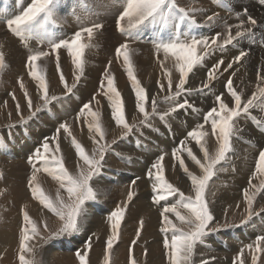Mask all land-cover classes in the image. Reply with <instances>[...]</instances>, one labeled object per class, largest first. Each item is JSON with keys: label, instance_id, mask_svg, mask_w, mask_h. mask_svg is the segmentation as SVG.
<instances>
[{"label": "bare ground", "instance_id": "6f19581e", "mask_svg": "<svg viewBox=\"0 0 264 264\" xmlns=\"http://www.w3.org/2000/svg\"><path fill=\"white\" fill-rule=\"evenodd\" d=\"M12 1H10V3ZM220 1H221V9H217V11L215 12L214 11L215 7L209 2V0H190V1L178 0L177 3L178 7L185 8L186 10H191L189 17L182 22L173 20L172 22H169L167 25L163 27L158 24L150 23L153 25L151 33H155L157 36L155 37L154 42H151L152 40L151 41L149 40V36L145 34L147 32H142L141 35L137 34L136 30L134 29L131 30L130 32H127L130 35H133L137 38L139 37L140 39V42L138 44L139 50L133 51L131 48V50L129 51H131L133 55L130 56L133 64L134 75L136 76V78H140L145 86L148 85L149 87L148 90L150 91V95L148 98L150 105L143 102L147 106L148 105L152 106L153 100H155L156 102L157 100H160L168 93L175 92V89L177 91L176 85L179 83V79H180V72L178 70L175 57H173L171 54H168L167 58H165V54L162 51L158 53L156 48H152L155 47L156 42L160 41L161 39L168 40L170 38L175 39L177 37H179L181 42H184L186 38H190L194 36L198 38L209 39V43H211V38L217 37V34H219V36L217 37V45L212 46L210 50V54L206 55L202 60V62L200 64H197L193 68L191 75L189 76V78H187L188 92L187 95L184 96L187 97V100L186 101L182 100L183 98L180 100H175L173 97L177 105L182 104L186 107L185 109H183V107H178L177 112H174V114L172 115L173 118L176 120L175 124L171 123L168 126L166 125L167 127H162V126L160 127L157 126V123L155 121L156 119H154L149 126L152 130L150 129V131H143L141 136L135 135L134 137L132 136L128 139H123V135L126 129L122 125H117L116 121L113 119L114 108L112 107L109 97L111 96L113 99H115V96L113 93H111L108 90L107 87V79L109 75L113 77V80H116V84L114 83V86L116 87V89L119 90L120 93L127 92V86H129L128 89L129 88L131 89L133 97L135 98V100H125L126 98H124L123 100V109H124L125 117H127L126 119H128L129 122H134L143 114L139 111L137 106L139 103H141V101H139L136 95L135 85L133 81L128 76L127 65L124 63L123 57H118L116 54V49L119 45H121L122 42L131 41L133 40V38L132 36L126 37L125 34L122 35L121 31L118 30L117 22L114 25V31L116 34L114 35L115 38L110 41L111 43V46L109 48L110 50L107 51V52L110 51L108 54L109 57L107 58V61L104 64H100V66L107 65V73L105 71L106 69L101 68L98 71L101 72L99 76L100 77L99 80L97 79L98 76L96 77V75H91L92 78H89L88 80L89 81L88 87H92L91 84L96 85L95 87L98 86L97 90L100 91L99 96H101L102 98L104 97L105 101L103 100L102 102H104L105 107H107V112H105L102 119V128H103L102 131L104 133L103 140H100V133L96 132L94 127L92 130H90L89 128L90 124L94 125L96 122V118H94L91 115L92 112H89L88 109L86 110L83 108V105L87 102L89 98L88 99L86 98L85 100H80V99L66 100L65 103L62 105V107H56L55 109L47 112L46 114L44 113L45 115L43 114L46 120V123L45 124L43 123V125L44 127H48L51 130L55 128L53 126V121H55V119L57 118L59 120V122L57 121L59 123V127H57L58 126L57 123L56 128H59V130L62 131L63 137L56 136L55 139L61 140L63 138V142H60L61 144H57L61 154H56V152L51 151V150H55L57 145H54V143L51 142L49 135L39 133L35 135V137L38 140H40L42 143H44L45 140L48 141L49 147H51L49 148V151H51L50 154L55 155V157L58 159H62L65 168L67 169L69 174L73 176H77L80 172L82 171L86 172L87 170V166L84 165L82 160H80L76 152V149L73 145V139L84 147L86 153H88L90 157L95 152L96 153L95 158L99 156L100 154L99 149L101 146L105 147L106 145L110 144L111 141L113 140L116 141L117 139L119 140L118 143L115 145V147L119 146L117 149L115 148V150L117 151H114V153H112L113 151H110L107 152L106 154L105 162H107V168L111 167V169L113 168L114 171L112 172L111 176L107 178L108 180L107 184H111V186L107 188V199L105 200L104 198V200L105 202H107V204H113L116 201V199H119L118 202L120 203V207H123L125 204L127 205L128 203L129 191H131L132 194H134L135 191H141V194L138 197H136L133 200V202H131L133 204L132 205L130 204L129 206L127 205L126 208L129 211V213L132 214L130 218H132V220L133 219L138 220L139 229L142 232L139 244H142L143 241L146 239H149V241L148 244L146 243L147 244L146 250H148L147 255H144L142 249H139L140 246H138V248L135 246L137 248L134 249L135 251L134 254L135 256H137L136 260L131 259V257L129 256L130 249H132L133 246H130L129 251H127L126 248L129 247L130 243L127 244L125 241H124L125 243L123 241L120 242L121 246H119L116 249L117 255L119 257L115 259L114 261L115 263L113 264H131V262L133 261H135V264H171L169 250L165 249L164 247V241L165 239L170 240L171 232L165 233L162 231V228L165 227V225L162 223L163 218L161 216V213L165 207L169 206L170 204L176 203L179 200V196L177 195V196L169 197L168 199L161 200L158 203L154 202L153 197L155 193L153 192V185L156 184L157 182L154 176L153 178L148 177V171L151 169L153 173H155V169H152V165L154 163H160L163 168L164 177L169 183H171L172 185H177L178 183V185H181L180 188L178 187L179 190L183 192L186 197H193V196L195 197L194 187L191 183L189 174L195 175L197 177H201L204 173L200 165H198L188 155V152L189 150H191L192 154L198 160L204 161L206 160L205 152H204L205 149L208 148L212 152H214L215 149L218 150L221 142L219 137V130L217 129L216 133L213 134L212 119H219V117H216L215 114H213L212 117L208 116V113L212 108L215 107L219 110L220 102L217 101L216 97L220 96L222 98L223 103L228 105V107L230 108L235 106L234 100L230 95V90L227 87V81L229 79L232 80V90L236 91L237 94L241 96V101H244V103H246L247 102L246 100H248L249 98H252L254 94L259 95L258 89L262 88V86L261 87L258 86V83L264 80L262 79L264 77V67L259 64L258 59L255 57V53L264 57V32L257 34L256 31H253L254 26L248 23V17L255 19L257 23L262 22V24L264 25V0H220ZM8 3H6L5 6H2L0 8V13H1L0 52H3L2 51L3 49L10 50L9 52L8 50H6L5 52H3V54L5 58V64L7 65L8 68L7 72L15 73L14 75L15 79L13 80L12 77H10L6 72L4 75V85L2 86L0 84V90H2L0 93L2 94L0 95L1 96L0 124L4 122L3 119H6V121L9 119V113L11 112V110L15 109V112L18 115H24L27 111V108L29 111V106H28L29 99L32 100V102H34L33 100H35V102H37V104L39 105L40 103L42 104L43 102V100L41 99L43 93L39 87V81L34 79L30 75V71L32 70L30 65L28 68L25 67V65L28 64L27 61L28 56L35 51L45 50L47 49L46 47H51L52 43L59 42L61 39H71V36L73 35V34L72 35L69 34L64 29H61L60 28L61 26L57 30L54 26L50 24L48 27L45 26L43 28L33 29L31 32L27 34L28 36L27 42L26 43L22 42V39L20 37H18L13 31L9 30L7 26V20L13 19L16 15H19L23 11V9L28 6V3L27 5L24 4L25 6L23 5L19 6V8L16 6L17 5L16 4L15 5L16 7H13V9H12L13 4L10 3L8 4ZM234 3L237 5V8L234 6ZM119 5H122V2ZM4 8H5L4 11L5 14H3L4 12L1 11L4 10ZM14 8L17 9L16 12H14ZM79 8L80 6H78L77 9ZM119 8L123 10L122 6ZM232 13H235V15ZM209 16L214 17V19L211 22L208 21ZM89 19L90 20L87 19L88 21L87 24H84L82 26L80 24L81 22H85V20L82 21L80 19V21L77 20V22H75L76 21L75 20L74 22L78 27L81 26L83 28L84 26H91L93 23H98V21H100V19L99 20H96L94 18H89ZM56 20L57 21L59 20V14L56 15ZM242 22L244 27L240 28L239 30L243 32L244 28H250L251 31L246 32L242 37L234 39L232 43L228 45H224V40L228 36L229 27H231L232 35L235 36V32L237 30L236 26L241 24ZM123 23L126 25L127 22L124 21ZM104 30L105 29L103 27L94 30L93 35H99L100 33L103 35L106 32L112 33L111 30H106L105 32ZM83 37L85 39L88 38L86 33L83 34ZM59 51H65L66 57L65 59L63 58L64 60H57V57L59 58L60 56ZM241 51L245 53V56L242 57L239 62H235L234 58L238 56ZM9 53L10 55H8ZM198 54L201 55L203 54V46L199 47ZM73 59H74L73 56L70 54L67 48H60L56 51H52V57L47 56L41 58L38 62H42L46 66L38 68V70H40L41 73L48 71L50 72V75H48L46 79V83H48L50 86L51 85L54 86V84L57 83H58L57 85L63 84L60 79L61 74L63 75L64 80L66 82L68 81L73 82L75 80L73 74L77 73L76 72L77 67L73 63ZM86 59L88 60L89 58ZM220 60H223L224 63L221 64L219 66V70L214 73L215 78L209 79L208 77L209 71H211L213 69V66L216 65L217 62ZM84 62H88V61H84ZM17 63L18 65L13 66L14 64ZM229 63H232L231 68H227V65ZM57 64L59 65V69L57 67ZM91 65H93V63ZM87 68L89 70V67ZM1 69L2 68H0V70ZM65 69H67L69 75L67 74V72H65ZM1 72H3V70ZM168 73H170V76L168 75ZM196 73H201L202 76L200 77L202 78H199V76H197ZM169 79H171V82H173L175 85V87L171 90H169L168 88ZM101 80L103 81V84L99 86ZM205 84H208V87H204ZM249 84L252 85L250 88H247ZM161 85H163V89H165V91L161 88ZM27 87L28 89H30V91L31 90L34 91V92L31 91L33 94H28ZM88 87L84 86L82 90L79 89L77 90L85 94H89V92L87 91ZM63 88L61 90L62 92L65 91ZM50 92L49 95L55 94V92H51V94ZM155 92L159 93V95L155 94ZM2 100L4 101L8 100L4 108H2L3 105ZM261 101H264L263 97H259L258 100L254 101V106L248 112L249 116L244 114L236 118L234 125L237 127L236 129L237 131L233 134L231 139L232 147H234L235 150H240L241 152H243L242 156L240 155L241 157L236 158L235 161L236 167H240L241 164L245 162L243 169L245 171V174L248 173L249 175L243 176L244 174L241 173L243 175H240L239 178L241 179L244 178L242 183L238 182L232 184V182L225 183V181H223L222 183L213 178L211 184H209V192L206 195L207 197L206 196L205 197L208 199L207 201L209 202L210 208L214 210V212L216 213L214 217L217 222H220L219 224H222L224 220L231 218L233 216H237L240 219H245L248 216V211H249V204L247 197H251L253 199L254 197L259 195L261 189H262V194H264V187H263L264 171L257 170V164L259 162V152L261 150H264V110H261L262 107H264V105L261 104ZM17 105H19V111L17 110ZM168 105L171 104L169 103ZM95 108H97L96 105ZM99 108L100 106L98 107V110ZM96 110L97 109H95L94 112ZM18 115L12 116V118H16V121H18L17 119L20 118V116ZM66 116L76 117L75 120L77 119L76 121L77 126L75 128L73 127L75 120L65 119L64 117ZM161 118L163 117L161 116ZM62 124H67L69 131L66 132L63 128H61ZM249 125L254 126V131L250 130L251 132L247 133V129ZM174 131L177 132L179 137L175 136ZM193 131L205 133L199 144L196 142L195 138L189 136V133ZM27 132L29 133V131ZM242 134L244 135L242 136ZM3 135H5L7 138L9 136L8 132L3 133ZM146 135H148L149 138H147ZM151 137L153 138L151 139ZM7 138L6 141L8 140ZM184 139L185 141L186 140L189 141L192 147H190L189 144H186L184 142ZM205 140L209 142L208 146H205V142H204ZM97 141L99 143H97ZM24 142L22 143L23 145ZM86 143H88L87 146H89V148H86ZM9 151L14 152L16 155L6 151L4 154H1L3 157V161L10 162V164L4 167L5 171L11 172L12 175L11 173L10 175L6 174L7 176L5 178L3 177L5 181L4 182L2 181L3 182L2 185L5 190L3 195L5 197H3L4 200L2 205L7 211L6 214L4 213L5 214L4 220L9 223L7 225L5 223L0 224V231L3 233L0 235V264H20L19 261L20 239L22 236V228L25 226L24 212L28 213L29 217L37 224L38 230L41 232H46L50 230L52 231V229L57 230L61 226L62 221H60V219L55 214H53L51 211L46 209L41 204L40 200L37 197L33 196L31 188L29 187V180L31 179L32 177L31 175H33V172H31V170L29 169L28 170L26 169V165H27L26 163H28L29 160L26 159L23 155L17 154L15 146H12V149H10ZM125 154L131 155V158L128 159L127 157H125ZM17 155L21 156L22 158ZM30 156L32 157V159H34L33 154H31ZM160 157H163L162 161L159 160ZM181 159H183L184 165L188 169V173H185L184 169L180 166ZM36 163L39 164L40 162L39 163L36 162ZM45 167L46 165L43 162H41V164H39L37 169L40 170L39 172L41 171L45 172L44 170ZM48 167L50 171H46L47 176L42 173L40 174L38 172L37 173L35 172L36 180L33 182V186L38 185L42 189L43 193L49 198H51L54 204H56L58 207H59V202L56 200L57 193H59L60 197L63 199L64 204H69L70 201L68 199L65 188H61L60 181L54 179L53 177V174L57 171L55 165L50 164L48 165ZM237 177L238 176L234 178L235 182H237ZM8 178H12L14 181ZM1 188L2 186L0 187V189ZM38 195L39 194H37V196ZM122 195H124L125 197L124 199L121 198ZM9 198L10 199L12 198L13 202H15L16 204L15 205L11 204ZM261 199L262 198L260 197L256 200L258 205H261L259 204L260 202L259 200ZM261 202H263L264 205V199L261 200ZM88 208L92 213L91 215L92 220L94 222L99 223V226L98 225L97 226L101 231H103L102 234L104 233V237H103L104 240L108 241L109 237L112 236L113 234L112 221L109 219L111 213L107 212V209L101 204L99 207L96 203H93L91 204V207ZM221 209H223L222 213H221ZM180 211L182 214H188L187 210L185 209H180ZM145 213L152 215L153 218L150 217L151 220L145 218L146 220H144V223H142L141 225L142 219L140 220V217H142ZM257 213L258 215L252 218L251 224H248L247 226L242 228H238L234 232L226 233L227 236L230 239H232L231 240L232 244L229 248H226L221 243L213 240L212 235H208L205 238H203V242H205V240H210L213 245L212 247H205L200 243H198L194 250L192 263L193 264H226V263L241 264L242 262V264H253L254 262L256 263V261L253 260V258L255 257V260L257 258H261L259 264H264V241H258L257 239L258 237L264 235V210H257ZM168 215L169 218L172 219L174 223H177L178 226L184 227L185 230H188L186 225H179V221L175 219L174 214L169 213ZM132 220L123 217L121 226L122 224L128 225L130 221L136 224ZM92 224L86 223V220L82 216L80 219V228L77 233H81V231L84 230V228L86 231L90 230V225ZM214 224L216 223L214 222ZM45 225H47V229H45ZM216 225H218V223ZM134 230L137 231L136 228ZM97 233H99V230ZM234 233L237 234L238 237L234 238ZM102 236L99 237V239H101ZM38 237L39 236L29 241L30 246H32L34 249L37 247L38 242L40 241L39 240L40 237L39 238ZM78 237L80 239H77L76 243L79 246L78 248L80 254H84L85 252L87 253L88 256L86 255L85 257L87 264H100L101 261L97 262V255H95V253L92 250L85 249L87 246H85L84 248L81 245V244L94 242L95 239L94 236L86 233L85 234L82 233L78 235ZM150 238H153L152 241H150ZM257 243L260 244V249H261L260 251L256 250ZM248 245H252V248L250 249ZM59 250L60 249L57 246L49 245L44 251V256L47 258L49 255L51 256V254L58 252ZM68 250L72 252V249L70 247H68ZM107 250L108 249H106V251ZM206 252H209V255H207ZM59 254L61 255V253ZM62 255L64 258L67 257L68 255L70 256V253L62 252ZM25 256L27 259H30L32 253H25ZM54 257L53 259L55 262L53 261V259L51 260L48 259L46 264H58L56 263L57 257L56 258ZM205 258L209 259L207 263L204 262ZM223 259H228V260L225 261ZM65 261L68 260H66L65 258Z\"/></svg>", "mask_w": 264, "mask_h": 264}, {"label": "snow or ice", "instance_id": "6c2138e0", "mask_svg": "<svg viewBox=\"0 0 264 264\" xmlns=\"http://www.w3.org/2000/svg\"><path fill=\"white\" fill-rule=\"evenodd\" d=\"M122 8L123 10L119 13L117 18V27L121 32H130L131 30L143 26L146 23L158 24L163 27L173 20L182 22L189 17L191 11L178 7L176 0H123ZM56 9L57 0H31L28 6L24 8L19 15H16L13 19L7 20V26L9 30L13 31L22 39V42L26 43L28 39L27 34L33 29L43 28L47 25H55L57 23ZM213 19V16L208 17V21L210 22ZM124 21L127 22L126 25L123 23ZM248 23L254 26L257 21L248 17ZM236 27L237 30L235 32V36L232 35L231 27H229L228 36L224 40V45L232 43L234 39L242 37L246 32L251 31L250 28H244L243 32L239 30L244 27L243 22ZM100 28H102V25L99 23H93L90 27H83L80 31H76L71 39H61L59 42L52 43V51H56L60 48H67L74 58L73 63L77 68L81 69L82 72L84 50L86 47L90 46L89 44H85L83 42V34L86 33L88 40L90 41L94 30ZM218 36L219 34H217V37ZM217 37L211 38V43H209V39L194 36L186 38L184 42H181L179 37L175 39L170 38L168 40L161 39L156 42L155 47L158 53L162 51L165 54V58H167L168 54L175 57L177 67L180 72L179 83L176 85L177 94L185 90L184 85L186 83L188 73H190L197 64H200L206 55L210 54V50L213 45H217ZM200 46H203L202 55L198 54ZM49 54L50 53L46 51H35L27 58L28 65H30L32 69L30 71V75L39 81V87L43 93L41 96L43 104L37 109V111L47 107L51 101L58 99L56 96L49 97L46 78L44 75L40 74L37 66V62L41 58L49 56ZM116 54L118 57H123V61L127 65L128 76L133 81L136 95L139 101H141V103L137 105L138 109L145 117V120L141 123H146L148 120V113L143 102L147 100V96L145 90L140 86L139 81L133 73V64L129 53L128 43L125 42L117 47ZM244 56L245 53L241 51L240 54L234 58L235 62H239ZM223 63V60H220L213 66V69L208 73L209 79L215 78L214 73L219 70V66ZM4 64V54L3 52H0V68H3ZM57 67L59 69L58 64ZM231 67L232 63H229L227 68ZM105 71L107 73V69ZM168 75L170 76V73H168ZM60 79L66 90L71 93L72 88L68 87L62 74ZM77 79H79V77H77ZM107 87L108 90L115 96V99L111 96L109 97L112 107L114 108L113 119L116 121L117 125H122L128 132H131L133 126L126 122L122 99L119 91L114 86V80L111 75L108 76ZM171 87L172 83L171 79H169V90H171ZM204 87H208V84H205ZM227 87L230 90V95L234 100L235 106L231 108L228 107V105L223 103L222 98L217 96L216 99L220 102L219 110L214 107L208 113L209 117H212L213 114H215L216 117H219V119H212L213 134H215L218 129L221 141L215 157L207 164V166H205L204 164H201L200 161L192 154L191 150L188 152V155L198 165H200L204 173L201 177L189 174L195 191V199L192 197H186L183 192L165 179L163 168L160 163H154L152 165V169H155V173H153L151 169L148 171V177L153 178L154 176L157 182L153 185V192L155 193L153 197L154 202L158 203L159 201L166 200L169 197L179 196V200L176 203L165 207L161 213L163 218L162 223L165 225V227L162 228V231L165 233L171 232L170 240L165 239L164 241L165 249L169 250L171 264H190L196 245L203 242V238L209 230V223L213 220L208 204L204 198L208 181L214 174L215 166L223 161L226 158V154L230 151L232 136L234 132L237 131L234 126L236 118H238L242 113L247 114L254 106V101L257 99V95L254 94L252 98H249L247 102L242 105L241 96L238 95L236 91L232 90L231 79L227 81ZM161 88L163 89V85H161ZM258 94L260 97H264V88L258 89ZM152 103L153 107H155V100H153ZM261 104L264 105V101H261ZM28 106L29 111L32 112L30 99L28 100ZM177 107H184V105H177ZM83 108L90 109V105L86 103L83 105ZM17 110L19 111V105H17ZM175 110L176 108L172 109V111ZM261 110H264V107H262ZM91 115L96 118V122L94 125L90 124L89 128L92 130L94 127L95 131L100 133V140H103L104 133L101 129L99 118L95 112H92ZM61 128H63L66 132L69 131L67 124H62ZM57 131H59V129ZM204 135L205 133L197 131L189 133V136L195 138L198 144L201 142ZM97 143L99 142L97 141ZM73 145L80 160H82L84 165L87 166L86 172L82 171L77 176L69 174L62 159H58L54 155L49 154V143L47 140H45L42 145L43 152H41L40 148H37L33 154L37 162L42 161L46 165L44 169L45 171H50L48 165H55L57 171L53 174V177L54 179L60 181L61 188H65L70 201L69 204H64L63 199L60 197L59 193H57L56 200L59 202V207L54 204L53 200L46 196L38 185L33 186V182L36 180L35 171H39V169H36L33 172V175L29 180V187L31 188L33 196L37 197L46 209L51 211L60 219V221H62L61 226L55 232H52L48 239L60 238L66 234L78 232L80 228V219L84 213V204L87 201L95 200L97 196L96 191L93 189L90 182L94 175L99 172L103 159L104 147H100V159H96L95 152L90 157L86 153L84 147L77 143L74 139ZM55 151H60L58 145ZM204 152L205 159H208L207 150L205 149ZM31 160L32 157H30V162ZM159 160L162 161L163 157H160ZM180 166L184 169L185 173H188V169L184 165L183 159L180 160ZM257 170L264 171V150L259 152ZM37 194L39 195L37 196ZM132 195V192L129 191V200L132 198ZM247 199L249 204L248 218H251L252 198L247 197ZM126 207V204L123 207L118 206L117 209L110 214L109 219L112 221L113 235L110 236L107 241L108 250L112 249L113 242L118 239V229ZM65 209L67 210L65 211ZM180 209L187 210L188 214H182ZM169 213L174 214L175 219L179 221V225H186L188 230H185L184 227L178 226L177 223H174L173 220L169 218ZM24 222L25 226L22 228V236L20 239L19 261L20 264H37V261L34 258L27 259L25 253H34V248L30 246L29 241L39 236L40 233L37 224L29 217L27 212H24ZM246 222L247 219L241 221L242 224ZM142 223L143 222L141 221V225ZM45 229H47V225H45ZM137 235H139V232ZM257 239L258 241H264V236L258 237ZM87 247H90V244L87 245ZM248 247L251 249L252 245H248ZM256 250H261L259 243L256 245ZM86 255V252L84 254H80L79 252L77 253V256L80 259V264H87L85 259ZM253 260L255 261V257ZM132 264H135V262L133 261Z\"/></svg>", "mask_w": 264, "mask_h": 264}, {"label": "rangeland", "instance_id": "374dc122", "mask_svg": "<svg viewBox=\"0 0 264 264\" xmlns=\"http://www.w3.org/2000/svg\"><path fill=\"white\" fill-rule=\"evenodd\" d=\"M10 1H12V0H10ZM10 1L9 0H4V2H6V3H10ZM188 1H190V0H188ZM31 2V0H14V1H12L10 4H13L14 5V7H18L19 8V6H25L24 4H26L27 5V3L29 4ZM91 2V3H90ZM121 2H123V0H111V2H110V0H57V9H56V15H58L59 14V22L57 21V23L55 24V25H52V26H54L57 30L59 29V27L61 28V29H64V30H66V32H68L69 34H74L75 32H76V30L77 31H80L81 29H82V25H84V24H87V19L88 20H90L89 18H94V19H96V20H99L100 19V21H98V23L99 24H101V25H103L102 27L105 29L104 30V32L106 31V30H111L112 31V33L110 32V33H105V34H99V35H93L92 36V38H91V42L88 40V38H84L83 39V42L85 43V44H89L90 46L89 47H86L85 48V54H84V56H83V60L84 61H88L89 62V64H88V62H84L83 61V70H82V72H81V69H79V68H77V70H76V74H73V76L75 77V80L73 81V82H70V81H68L67 82V85L69 86V87H71L72 88V92L71 93H69L67 90H66V88H63V87H65L64 86V84H62V85H57V84H54V86L53 85H49L48 83H47V87H48V95H49V92H50V90H51V92H55V94H51V92H50V94L51 95H49V97H51V96H56V97H58V99L57 100H55V101H51L48 105H47V107H44V108H42L41 110H39V111H37V109L43 104V102H42V104L40 103V105L39 104H37V102H35V100H33L34 102H32V100H31V104H32V112H30V111H28V108H27V111H26V113L24 114V115H18L16 112H15V109L14 110H11V112L9 113V119L6 121V119H3L4 120V122L3 123H1L0 124V187L2 186V188L0 189V197H1V199H0V224L1 223H5L6 225L9 223V222H6L5 220H4V215L7 213V211L5 210V208L3 207V205H2V203H3V200H4V198L3 197H5V196H3L4 195V188H3V185H2V183L5 181L4 179H3V177L5 178L7 175H10V173L11 172H6L5 171V169H4V167H6L8 164H10V162H5V161H3V157H2V155L1 154H4L5 153V151L6 152H10V153H12V154H14V155H16L14 152H12V151H9L10 149H12V146H15V148H16V153L17 154H19V155H23L26 159H28L29 161H30V155L31 154H34L33 152H35V150L37 149V148H40V150H41V152H43V148H42V145H43V143L40 141V140H38L36 137H35V135H37V134H47V135H49V137H50V140H51V142H53L54 143V145H57V144H61L60 142H63V138L61 139V140H56L55 139V137L56 136H61V137H63V134H62V131H60L59 130V132L57 131L59 128H56V126H57V123L59 122V120H58V118L57 119H55V121H53V126L55 127L54 129H50V128H48V127H44V125H43V123L45 124L46 123V120H45V114L47 113V112H49V111H51V110H53V109H55L56 107H62V105L65 103V101L66 100H78V99H80V100H85L86 98L88 99L87 100V104H89L90 105V109H88L89 110V112H94V110L95 109H97L96 111H95V113L97 114V117L99 118V122H100V120H101V122H100V124H101V129H103L102 128V119H103V115L105 114V112H107V107H105V103L104 102H102L103 100H104V97L102 98L101 96H99L100 95V91H98L97 90V88H98V86L97 87H95L96 85H93V84H91V86L92 87H88V83H89V78H92L91 77V75H96V77H97V79L99 80V76H100V73L101 72H98L101 68H104V69H107V65L106 66H103V65H101L100 66V64H104L106 61H107V58L109 57V52H107L108 50H110L109 48H110V46H111V43H110V41L111 40H113L114 38H115V36L114 35H116L115 34V31H114V25L116 24V22H117V18H118V15H119V13H120V11H122L119 7H121L122 5H119ZM209 2L215 7V9H214V11L216 12L217 11V9H221V1L220 0H209ZM8 3V4H9ZM15 3V4H14ZM176 3H178V0H176ZM17 4V5H16ZM232 4V3H231ZM16 5V6H15ZM78 6H80V8L79 9H77L78 8ZM234 6L237 8V5L234 3ZM88 9H87V8ZM13 9V8H12ZM14 12H16V10L17 9H15L14 8ZM76 10H78V11H76ZM2 12H4V10H1ZM83 11V12H82ZM104 14V15H103ZM232 14H234L235 15V13H232ZM0 15H1V13H0ZM74 15H76V16H74ZM69 17H70V19H69ZM74 17V18H73ZM3 18V17H2ZM87 18V19H86ZM80 19L82 20V21H84L85 20V22H81V26L80 27H78L76 24H75V22H77V20H79L80 21ZM70 20V21H69ZM76 20V21H75ZM108 20V21H107ZM111 20V21H110ZM61 21V22H60ZM75 21V22H74ZM220 21V20H219ZM74 22V23H73ZM95 22V21H94ZM62 23V24H61ZM71 24V25H70ZM65 25V26H64ZM74 25V26H73ZM49 25H47V27H48ZM73 26V27H72ZM77 26V27H76ZM46 27V28H47ZM84 27H90V26H84ZM77 28V29H76ZM79 28V29H78ZM152 28H153V25L152 24H150V23H146V24H144L143 26H140V27H138V28H136V29H134V30H136V32H137V34H140L141 35V33L142 32H147V33H145L146 35H148L149 36V40L151 41V42H154L155 41V37H157L156 36V34L155 33H151V30H152ZM69 31H68V30ZM76 29V30H75ZM72 30V31H71ZM253 31H256L257 32V34H260V33H262V32H264V25L262 24V22H259V23H256L255 25H254V27H253ZM252 31V32H253ZM122 33V35L123 34H125V36L127 37H130V36H132V38H133V40H131V41H125V42H128V45H129V50H131V48H132V50L133 51H135V50H139V48H138V44H139V42H140V39H139V37L137 38V37H135V36H133V35H130L129 33H127V32H121ZM1 35V34H0ZM73 36V35H72ZM71 36V37H72ZM135 37V38H134ZM93 39V40H92ZM1 40H2V38H1ZM139 40V41H138ZM148 40V41H149ZM86 41V42H85ZM88 41V42H87ZM125 42H122L123 44L125 43ZM0 43H1V41H0ZM121 43V44H122ZM17 45V44H16ZM120 46V45H119ZM118 46V47H119ZM92 48V50H91V48ZM95 49H94V48ZM47 49H45V50H40V51H47V52H49V51H51V52H49L50 54H49V57H52V48L51 47H46ZM90 48V49H89ZM152 48H156V47H152ZM3 49V48H2ZM94 49V50H93ZM101 49V50H100ZM103 49V50H102ZM6 50H8V52L10 51L9 49H3L2 51L3 52H5ZM96 51V52H95ZM60 52H61V54H60ZM63 52V53H62ZM129 53H130V55L131 56H133L132 55V53H131V51H129ZM8 55H10V53L8 54ZM59 55L61 56H59V58H58V60H64L65 59V51H59ZM104 57H105V59H104ZM255 57L258 59V61H259V64L260 65H262L263 67H264V61H263V56H261V55H259V54H257V53H255ZM64 58V59H63ZM86 58H89L88 60L86 59ZM93 58V59H92ZM92 61V62H91ZM93 63V65H91ZM11 64H12V62H11ZM10 64V65H11ZM98 64V65H97ZM15 65H18V63L17 64H14L13 66H15ZM37 66H38V68H41V67H45L46 65H44L42 62H37ZM103 66V67H102ZM25 67L26 68H28L29 67V65L27 64V65H25ZM86 67V68H85ZM87 67H89V70H88V68ZM97 67V68H96ZM65 68H67V67H65ZM91 68V69H90ZM7 65L6 64H4V67L0 70V84L3 86L4 85V75H5V73L7 72ZM86 69V70H85ZM3 70V72H1ZM91 70H93V71H91ZM95 70V71H94ZM193 71V70H192ZM192 71L190 72V73H188V75H187V77H186V83H185V85H184V91H182V92H180L179 94H177V91H176V89H175V92H171V93H168L167 95H165L163 98H161L160 100H157L156 102H155V107H153V105L152 106H149L150 105V102H149V95H150V91L148 90V85H144L143 84V82L141 81V79L140 78H137V80L139 81V84H140V86L145 90V92H146V96H147V101H145L144 103H146V104H149L148 106L146 105V104H144V107H145V109H146V111L148 112V120H147V122L146 123H141L142 121H144L145 120V117H144V114L143 115H141V117H139L136 121H134V122H129L128 121V119H126V122L129 124V125H131V126H133L132 127V131L131 132H128V131H126L125 130V133H124V135H123V139H128V138H130V137H134L135 135H137V136H141V134L143 133V131H150V124H151V122L154 120V119H156L155 121H156V123H157V126H162V127H167L168 125H170L171 123L172 124H175L176 123V120L173 118V114H174V112H177V103L175 102V100H180V99H182V100H187V97H184V96H186L187 95V92H188V87H187V82H188V79L187 78H189V76L191 75V73H192ZM39 72H40V74L41 75H46L45 76V78L47 79V77H48V75H50V72L48 71V72H44V73H41V71L39 70ZM65 72H67V74L69 75V73H68V71H67V69H65ZM85 74H84V73ZM94 72V73H93ZM4 73V74H3ZM7 74L10 76V77H12V79L14 80L15 79V73H9V72H7ZM81 74V75H80ZM123 74V73H122ZM196 75L197 76H199V78H202V77H200V76H202V74L201 73H196ZM73 77V78H74ZM77 77H79V79H77ZM3 79V80H2ZM173 79V78H172ZM262 79H264V77L262 78ZM82 82V83H81ZM3 83V84H2ZM114 83L116 84V80H114ZM172 83V87H171V89H173L174 87H175V85H174V83L173 82H171ZM103 84V81L101 80V83H99V86H101ZM251 85L252 84H249V86H247V88H250L251 87ZM84 86H86V87H88L87 88V91L89 92V94H85V93H83V92H81V91H79V90H82L83 89V87ZM167 86V85H166ZM258 86L259 87H261L262 86V88H264V80H262V82H259L258 83ZM80 87V88H79ZM128 87L129 86H127V92H123V93H120V97H121V99H122V104H123V100H124V98H126L125 100H135V98L133 97V94H132V91H131V89L129 88L128 89ZM51 88V89H50ZM62 88L65 90L64 92H62L61 90H62ZM96 88V89H95ZM59 89V90H58ZM77 89H79V90H77ZM93 89H94V91H93ZM147 89V90H146ZM54 90V91H53ZM58 90V91H57ZM96 90V91H95ZM118 90V89H117ZM164 91H165V89H163ZM1 91L2 90H0V93H1ZM27 91H28V94H33L32 92H34L33 90H31L30 91V89H28V87H27ZM91 91V92H90ZM119 91V90H118ZM74 92V93H73ZM91 93H93V94H91ZM97 93V94H96ZM124 94V95H123ZM155 94H157V95H159V93H157V92H155ZM0 95H2V94H0ZM80 95V96H79ZM127 95H128V97H127ZM170 95V96H169ZM173 95V96H172ZM74 96V97H73ZM93 96V97H92ZM95 96V97H94ZM181 96V97H180ZM258 97H257V99L256 100H258V98L260 97L259 95H257ZM172 97V98H171ZM173 97H174V99H173ZM0 98H1V96H0ZM71 98V99H70ZM92 98V99H91ZM131 98V99H130ZM133 98V99H132ZM164 99V100H163ZM167 99H168V101H167ZM171 99V100H170ZM263 99H264V97H263ZM98 100V101H97ZM163 100V101H162ZM202 100H205V99H202ZM58 101H59V103H58ZM92 101V102H91ZM105 101V100H104ZM167 101V102H166ZM247 101V100H246ZM2 102H3V105H2V108H4L5 107V105H6V103L8 102V100H2ZM158 102H160V103H158ZM85 103V104H86ZM166 103H170L171 105H168V104H166ZM173 103H175V104H173ZM194 103V102H193ZM244 103V101H242V104ZM35 106H34V105ZM56 104V105H55ZM92 104H93V106H92ZM172 104H173V106H172ZM59 105V106H58ZM95 105H96V107L97 108H95ZM182 105V104H181ZM37 106V107H36ZM100 106V108H99V110H98V107ZM172 108H171V107ZM35 107V108H34ZM159 109H158V108ZM167 107H169V108H167ZM93 108H95V109H93ZM150 110H149V109ZM165 108V109H164ZM173 108H176V110L175 111H172V109ZM186 107L184 106L183 107V109H185ZM1 109V108H0ZM48 109V110H47ZM50 109V110H49ZM62 109V108H61ZM163 109H164V111H163ZM87 110V109H86ZM98 111V112H97ZM169 111V112H168ZM29 112V113H28ZM185 112H187V111H185ZM34 113V114H33ZM45 113V114H44ZM42 114V115H41ZM44 114V115H43ZM163 114V115H162ZM16 115H18V116H20V118L19 119H17L18 121H16V118H12V116H16ZM29 115V116H28ZM125 115V114H124ZM168 115V116H167ZM241 115H244V113H242ZM246 115H248L249 116V114L247 113ZM161 116L163 117V118H161ZM170 116V117H169ZM168 117V118H167ZM65 119H68V120H70V119H74L75 120V118L76 117H69V116H66V117H64ZM127 118V117H126ZM151 119V120H150ZM169 119H171V120H169ZM174 119V120H173ZM37 120V121H36ZM34 121V122H33ZM58 121V122H57ZM76 121H77V119L75 120V122H74V124H73V127L75 128L76 126H77V124H76ZM174 121V122H173ZM150 122V123H149ZM159 122V123H158ZM160 122H162V123H160ZM166 122V123H165ZM36 123V124H35ZM134 123V124H133ZM167 125V126H166ZM235 126V125H234ZM38 127V128H37ZM57 127H59V123H58V126ZM43 128V129H42ZM45 128V129H44ZM48 128V129H47ZM145 130H144V129ZM148 128V129H147ZM27 129V130H26ZM235 129H237V127L235 126ZM253 129V130H252ZM17 130V131H16ZM45 130V131H44ZM139 130V131H138ZM152 130V129H151ZM254 131V126L253 125H249L248 126V129H247V133H250L251 131ZM20 133H19V132ZM24 131H25V133H24ZM27 131H29V133L27 132ZM5 132H8V138L5 136V135H3V133H5ZM134 133V134H133ZM174 133H175V136L176 137H179V135L177 134V132L176 131H174ZM235 133V132H234ZM2 134V135H1ZM21 135V136H20ZM51 135V136H50ZM128 135V136H127ZM178 135V136H177ZM244 134H242V136H243ZM18 136V137H17ZM22 136H24V137H22ZM27 136V137H26ZM147 136V138H149L148 137V135H146ZM15 137V138H14ZM31 137V138H30ZM6 138L8 139L7 141H6ZM23 138H25V139H23ZM52 138H54V139H52ZM120 138H122V137H120ZM153 137H151V139H152ZM19 139V140H18ZM33 139V140H32ZM41 139V138H40ZM11 142H10V141ZM16 140H17V142H16ZM56 140V141H55ZM20 141V142H19ZM25 141V142H24ZM118 139L115 141V140H113V141H111L110 142V144H108V145H106L105 147H104V154H103V159H102V162H101V165H100V169H99V172L97 173V174H95L94 175V177H93V179L91 180V186L93 187V189L96 191V194H98L97 196H96V201H87L85 204H84V213H83V217H84V219L86 220V223H89V224H92V225H90V230H88V231H86L85 230V228H84V230H82L81 231V233H73V234H66V235H64V236H62V237H60V238H55V239H48L49 237H50V235H51V233L52 232H55L56 230L55 229H52V231L50 230V231H46V232H41V231H39V242H38V245H37V247L34 249V253H32V256H31V258L30 259H35L36 261H37V264H46L47 263V261H48V259H53V257L55 256V254H56V256L54 257V258H56V260H57V262L56 263H58V264H63L64 262V264H69V263H71V264H78V262H79V264H80V259L77 257V255H76V253H78L79 252V246H78V244L76 243V240L77 239H80L79 237H78V235H80V234H89V235H93L94 236V242H92V243H87V244H81L84 248H85V246H87V245H89L90 244V247H86L85 249H87V250H92L94 253H95V255H97V262L98 261H101L100 262V264H113V263H115L114 261H115V259H117L119 256L117 255V248L119 247V246H121V244H120V242H126L127 244L128 243H130V245H129V247H127L126 248V250L127 251H129V248H130V246H133V248L132 249H130V253H129V256L131 257V259H134V260H136L137 259V256H135V251H134V249H137L138 248V246H140L139 247V249H142V251H143V253H144V255H147L148 254V250H146L147 249V244H148V241H149V239H146V240H144L143 241V243L142 244H144V245H142V244H139L140 242V239H141V230L139 229V224H138V220H136V219H133L132 220V218H130V216L132 215V214H130L129 213V211L127 210V208H125V210H124V215H123V217H125V218H128L129 220L131 219L133 222H135L136 224H134V223H132L131 221H130V223H128V225L126 224V225H123L122 224V226H121V222H122V219H121V221H120V225H119V228L121 229V232H120V229L118 230V239L117 240H115L114 242H113V247H112V249H110V250H107L106 251V249H107V240H104V233L102 234V232L103 231H101L99 228H98V226H99V223L98 222H94L93 220H92V213L90 212V210H89V208L88 207H91V204H93V203H96L99 207H100V204L102 205V206H104L106 209H107V212H109V213H111L112 211H114V210H116L117 209V207L119 206L120 207V203L118 202V200L119 199H116V201L113 203V204H107V202H105V200L107 199V188L108 187H110L111 186V184H107V178H109L110 176H111V174H112V172L114 171L113 170V168L111 169V167H108L107 168V162H105V160H106V154H107V152H110V151H113L112 153H114V151H117V150H115V148L117 149L119 146H116L115 147V145L118 143ZM187 141V140H186ZM185 141V139H184V142L186 143V144H189V146L190 147H192V145H191V143L189 142V141H187L186 142ZM2 142V143H1ZM16 142V143H15ZM24 142V145L22 144ZM205 142V146H208L209 145V142L207 141V140H205L204 141ZM203 142V143H204ZM231 142H232V140H231ZM11 143V144H10ZM13 144V145H12ZM31 144V145H30ZM3 145V146H2ZM9 145V146H8ZM18 145V146H17ZM39 145V146H38ZM88 145V143H86V148H89V146H87ZM201 145H202V143H201ZM5 146V147H4ZM114 146V147H113ZM9 147V148H8ZM20 148V149H19ZM49 148H51V147H49ZM114 148V149H113ZM35 149V150H34ZM1 150H3V151H1ZM34 150V151H33ZM138 150V149H137ZM207 150V153H208V160L206 159V160H199L200 161V163L201 164H205V166H207V164L208 163H210L211 162V160L215 157V155H216V153H217V151L218 150H214V152H212L210 149H206ZM51 151H54V152H56L55 150H51ZM51 151H49V154L51 153ZM235 151H237V152H235ZM24 152V153H23ZM233 152V153H232ZM240 152V153H239ZM236 155H235V154ZM56 154H61V152L59 151V152H56ZM88 154V153H87ZM242 154H243V152H241L240 150H235L234 149V147H232V144H231V147H230V151L226 154V158L223 160V161H221L218 165H216L215 166V168H214V174H213V176L211 177V179L208 181V184H207V188H206V190L207 191H205V194H204V198H205V200H206V202H207V204H208V208H209V211H210V213H211V215H212V217H213V220H212V222H210L209 223V230H208V232H207V234L205 235V237L206 236H208V235H212V238H213V240H215V241H217V242H219V243H221L222 245H224L226 248H229L230 246H231V244H232V239H230L228 236H227V232H234L236 229H238V228H242V227H245V226H247L248 224H251V220H252V218L254 217V216H256V215H258V213H257V210H264V205H263V202H261V200H263L264 199V194H262V189L260 190V193H259V197L258 196H256V197H254L253 199H252V204H251V212H252V215H251V218H248V216L245 218V219H248L247 220V222L246 223H241V221L242 220H245V219H240V218H238L237 216H233V217H231V218H228V219H226V220H224L223 222H222V224H219L220 222H217L216 221V219H215V212H214V210H212L211 208H210V206H209V202L207 201L208 199L206 198L207 196V194H208V192H209V184H211V181H212V179L214 178L215 180H218V181H220V182H222L223 183V181H225V183H229V182H232V184H235V183H242V181L244 180V178H239V176L240 175H243V176H245V175H249L248 173H246L245 174V171H244V169H243V166L245 165V162L244 163H242L241 164V166L240 167H236V158H239V157H241L242 156ZM19 155H17V156H19ZM51 155V154H50ZM89 155V154H88ZM232 155H233V157H232ZM235 155V156H234ZM241 155V156H240ZM28 156V157H27ZM55 156V155H54ZM90 156V155H89ZM230 156V157H229ZM249 156V155H248ZM19 157H21V156H19ZM125 157H127L128 159H130L131 158V155H129V154H125ZM235 157V158H234ZM251 157H253V156H251ZM22 158V157H21ZM96 159H100V154H99V156L96 158ZM234 159V160H233ZM35 160V158L34 159H32L31 161V164H30V162L28 161V163H26L27 165H26V169L28 170H31V172H34L37 168H38V166H39V164H41V162L39 163V164H37L36 162V160ZM226 160V161H225ZM231 160V161H230ZM19 161V160H18ZM230 161V162H229ZM203 162V163H202ZM4 165H2V164ZM19 163V162H18ZM104 163H106V164H104ZM32 164H34V165H32ZM31 167V165H32V167L30 168L29 166ZM104 166V167H103ZM226 168H225V167ZM101 167H103V168H101ZM219 167V168H218ZM224 168V169H223ZM237 168V169H236ZM41 169V168H40ZM103 171H102V170ZM106 169V170H105ZM34 170V171H33ZM217 170V171H216ZM219 170V171H218ZM232 170V171H231ZM3 171V172H2ZM40 171V170H39ZM39 171H35L36 173L38 172V173H42V174H44V175H46L47 176V172L45 171H41V172H39ZM105 171V172H104ZM108 171V172H107ZM234 172V173H233ZM236 172V173H235ZM239 172V173H238ZM164 173V172H163ZM241 173H243V174H241ZM4 174V175H3ZM7 174V175H6ZM11 175H12V173H11ZM220 175V176H219ZM32 176V175H31ZM236 176H238L237 177V182H235V180H234V178L236 177ZM179 178V177H178ZM8 179H10V180H12V181H14L12 178H8ZM180 179V178H179ZM3 181V182H2ZM97 181V182H96ZM101 182V184H100V182ZM252 181V180H251ZM94 184H93V183ZM99 182V183H98ZM97 183V184H96ZM99 184V185H98ZM105 185V186H104ZM104 186V187H103ZM174 187H176V188H180L181 187V185H178V183H177V185H173ZM263 187H264V185H263ZM178 188V189H179ZM3 190V191H2ZM2 192V193H1ZM98 192V193H97ZM6 193V192H5ZM141 194V191H135L134 192V194H133V196H132V198L130 199V200H128V203H127V205L129 206L130 204L132 205L133 203H131V202H133V200L136 198V197H138L139 195ZM262 194V195H261ZM2 195V196H1ZM100 195H102V196H100ZM104 195V196H103ZM99 196V197H98ZM135 196V197H134ZM206 196V197H205ZM101 197V198H100ZM262 198L261 200H259L260 202H259V204H261L262 206H263V208H262V206L261 205H258L257 204V199L258 198ZM104 198H105V200H104ZM122 199H124L125 197H124V195H122V197H121ZM193 199H195V197L193 196L192 197ZM100 199V200H99ZM9 200H10V202H11V204H13V205H15L16 203L15 202H13V199L11 198H9ZM256 202H255V201ZM100 201V202H99ZM104 201V202H103ZM256 203V204H255ZM2 205V206H1ZM108 205V206H107ZM114 206V207H113ZM116 206V207H115ZM255 207V208H254ZM254 210H253V209ZM262 208V209H261ZM112 209V210H111ZM67 210V209H66ZM134 210V209H133ZM126 211H128V212H126ZM213 213H212V212ZM223 212V209H221V213ZM5 213V214H4ZM90 213V214H89ZM2 214V215H1ZM126 214V215H125ZM129 216H128V215ZM147 215V216H146ZM146 216V217H145ZM91 217V218H90ZM136 217H139V216H136ZM144 217V218H143ZM150 217H152V215H150V214H144L142 217H140V220L144 223V220H146V219H150L151 220V218ZM146 218V219H145ZM153 218V217H152ZM237 218V219H236ZM250 219V220H249ZM7 221H9V220H7ZM137 221V222H136ZM90 222H92V223H90ZM214 222L217 224L218 223V225H216V224H214ZM132 223V224H131ZM239 223V224H238ZM130 224V225H129ZM134 224V225H133ZM242 224V225H241ZM98 225V226H97ZM96 226V227H95ZM131 226V227H130ZM138 226V227H137ZM126 227V228H125ZM234 227V228H233ZM254 227V226H253ZM136 228V230L137 231H135L134 229ZM94 229V230H93ZM123 229H124V231H123ZM253 229V228H252ZM98 230H99V233H97L98 232ZM129 230V231H128ZM134 232H133V231ZM139 230V231H138ZM97 231V232H96ZM120 232V233H119ZM127 232H129V233H127ZM131 232V233H130ZM139 232V235H137V233ZM91 233H94V234H91ZM127 233V234H126ZM1 234H3L1 231H0V235ZM100 234V235H99ZM123 236H122V235ZM125 234V235H124ZM130 234H133V235H130ZM221 234V235H220ZM103 235V236H102ZM113 235V234H112ZM84 236V235H83ZM102 236V238L101 239H99V237H101ZM128 236V237H127ZM264 236V235H263ZM121 237V238H120ZM125 237V238H124ZM204 237V238H205ZM225 239H224V238ZM236 237H238V235L237 234H235L234 233V238H236ZM127 238V239H126ZM233 238V239H234ZM68 239V240H67ZM123 239V240H122ZM133 239V240H132ZM152 239L153 238H150V241H152ZM227 239V240H226ZM136 240V241H135ZM65 241V242H64ZM66 241H68V242H66ZM101 241V242H100ZM133 241V242H132ZM146 241V242H145ZM208 241H210V240H205V242H202V243H200L201 245H203V246H205V247H212V242L210 241V242H208ZM240 241H242V240H240ZM96 242V243H95ZM124 242V243H125ZM135 242V243H134ZM223 242V243H222ZM229 242V243H228ZM104 243V244H103ZM147 243V244H146ZM41 244V245H40ZM54 244H56L57 246H58V248L60 249L58 252H55V253H53V254H51V256L49 255L47 258L44 256V251H45V249L49 246V245H54ZM100 244H102V245H100ZM69 245V246H68ZM207 245V246H206ZM106 246V247H105ZM137 248H136V247ZM46 247V248H45ZM68 247H70L71 249H72V252H70L69 250H68ZM98 248V249H97ZM103 248V249H102ZM144 248H145V251H144ZM75 249V250H74ZM65 250V251H64ZM78 251V252H77ZM62 252H67V253H70V256L68 255L67 257H64L63 258V255H62ZM59 253H61V255L59 254ZM80 253V252H79ZM103 253V254H102ZM207 253V255H209V252H206ZM72 254V255H71ZM73 254H74V256H73ZM99 254V255H98ZM105 254V255H104ZM59 255H60V258H59ZM88 256V255H87ZM114 256H115V258H114ZM221 256H224V255H221ZM62 257V258H61ZM77 257V258H76ZM98 257H100V258H98ZM102 257V258H101ZM106 257H107V259H106ZM126 257H128V256H126ZM129 257V258H130ZM44 258V259H43ZM65 258H66V260H68V261H65ZM192 258H193V256H192ZM192 258H191V262H190V264H193L192 263ZM58 259H59V261H58ZM63 259V260H62ZM75 259V260H74ZM100 259V260H99ZM102 259V260H101ZM113 259V260H112ZM260 259L261 258H257L255 261H256V263L254 262L253 264H259V262H260ZM74 260V261H73ZM223 260H225V261H227L228 259H223ZM53 261H54V259H53ZM61 261V262H60ZM64 261V262H63ZM209 261V259H207V258H205L204 259V262L205 263H207ZM55 262V261H54ZM69 262V263H68ZM135 262V261H134ZM131 264H132V262H131ZM227 264V263H226Z\"/></svg>", "mask_w": 264, "mask_h": 264}, {"label": "crops", "instance_id": "0c3cea01", "mask_svg": "<svg viewBox=\"0 0 264 264\" xmlns=\"http://www.w3.org/2000/svg\"><path fill=\"white\" fill-rule=\"evenodd\" d=\"M55 246H57L56 244H54ZM58 247V246H57Z\"/></svg>", "mask_w": 264, "mask_h": 264}]
</instances>
